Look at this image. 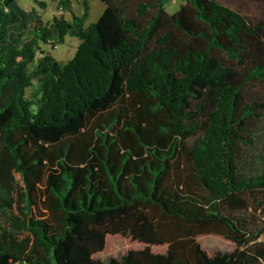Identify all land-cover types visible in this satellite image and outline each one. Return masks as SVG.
Here are the masks:
<instances>
[{
	"label": "trees",
	"instance_id": "obj_1",
	"mask_svg": "<svg viewBox=\"0 0 264 264\" xmlns=\"http://www.w3.org/2000/svg\"><path fill=\"white\" fill-rule=\"evenodd\" d=\"M90 1L45 21L0 0V264H264L245 215L264 170L240 159L264 116L245 97L264 82V19L217 0H101L89 23ZM202 234L236 247L208 252ZM116 236L124 254L98 258Z\"/></svg>",
	"mask_w": 264,
	"mask_h": 264
},
{
	"label": "rangeland",
	"instance_id": "obj_2",
	"mask_svg": "<svg viewBox=\"0 0 264 264\" xmlns=\"http://www.w3.org/2000/svg\"><path fill=\"white\" fill-rule=\"evenodd\" d=\"M48 6L46 8L35 4L34 0H19L21 5L28 10L33 7L37 8L45 21L51 20L55 15H64L67 18L72 17V12L82 14L84 12V0H71V10L60 8V0H46ZM138 0H131L132 4ZM146 1V0H142ZM245 14L253 20L264 19V0H217ZM184 0H168L166 9L169 13L175 12ZM103 2L101 0H91V14L88 20L89 23L98 20L103 12ZM79 39L68 36L63 44H60L52 49L53 54L60 60L67 61L73 57ZM52 48V45L44 46ZM245 97L251 101L255 98L264 99V82L252 81L245 89ZM255 143L249 146L242 147L240 159L245 171L249 173H257L264 170V116L256 124L253 125ZM249 218L250 226L258 233L259 240H264V193L258 199L250 200V208L245 212ZM203 248L208 252L216 250H234L236 244L221 234H202L198 237ZM127 249L126 239L122 236H116L109 240L106 251L97 254L98 258L109 259L111 256L121 257Z\"/></svg>",
	"mask_w": 264,
	"mask_h": 264
},
{
	"label": "crops",
	"instance_id": "obj_3",
	"mask_svg": "<svg viewBox=\"0 0 264 264\" xmlns=\"http://www.w3.org/2000/svg\"><path fill=\"white\" fill-rule=\"evenodd\" d=\"M105 6H103V10H104Z\"/></svg>",
	"mask_w": 264,
	"mask_h": 264
}]
</instances>
